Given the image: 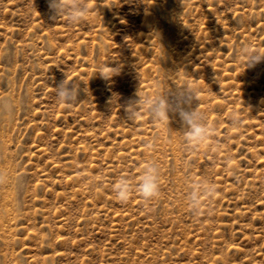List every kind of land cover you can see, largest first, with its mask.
<instances>
[{
	"label": "rangeland",
	"instance_id": "374dc122",
	"mask_svg": "<svg viewBox=\"0 0 264 264\" xmlns=\"http://www.w3.org/2000/svg\"><path fill=\"white\" fill-rule=\"evenodd\" d=\"M82 3L73 23L49 0H0V101L15 103L0 110V264H264V61L238 55L264 54V0ZM66 78L78 101L57 99ZM185 86L203 141L175 113L127 118ZM153 163L159 194L117 199Z\"/></svg>",
	"mask_w": 264,
	"mask_h": 264
},
{
	"label": "clouds",
	"instance_id": "9594fccd",
	"mask_svg": "<svg viewBox=\"0 0 264 264\" xmlns=\"http://www.w3.org/2000/svg\"><path fill=\"white\" fill-rule=\"evenodd\" d=\"M49 8L54 17L60 18L67 15L73 23L78 22L82 18L81 14L86 10L82 0H49ZM238 55L246 57L249 67H254L264 61V54L259 51H252L247 44L240 46ZM80 91V86L77 87L75 83H69L66 78L56 87V96L62 103H72L78 101ZM196 98L197 90L185 86L177 88L171 98L166 95H158L155 98L148 97L147 99L140 96L138 100L131 101L125 110L127 118L134 120L140 109L146 106L153 122H164L170 119V113L177 114L184 126V140L191 145L194 142L203 141L211 134L204 113L200 112L198 108L190 109L188 107L192 100ZM14 109L15 103L11 99L0 101V110L11 113ZM232 119L233 124L239 123V116L236 113L233 114ZM133 190L139 191L146 199L159 194V169L157 164L153 163L147 167L138 185L133 186L127 178L121 177L114 186L116 197L122 202L129 199V195ZM206 191L212 194L215 192V188L209 185Z\"/></svg>",
	"mask_w": 264,
	"mask_h": 264
},
{
	"label": "bare ground",
	"instance_id": "6f19581e",
	"mask_svg": "<svg viewBox=\"0 0 264 264\" xmlns=\"http://www.w3.org/2000/svg\"><path fill=\"white\" fill-rule=\"evenodd\" d=\"M12 198V193H10V192H7V193H5V206H4V208H2V209H4V211L6 212V213H8V212H10L9 210H10V208H9V206H8V204H10V201L12 200L11 199ZM12 213V212H11ZM4 214V213H3ZM2 217H4V216H2Z\"/></svg>",
	"mask_w": 264,
	"mask_h": 264
}]
</instances>
